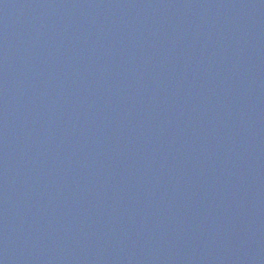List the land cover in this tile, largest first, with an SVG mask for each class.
<instances>
[{
    "label": "water",
    "instance_id": "95a60500",
    "mask_svg": "<svg viewBox=\"0 0 264 264\" xmlns=\"http://www.w3.org/2000/svg\"><path fill=\"white\" fill-rule=\"evenodd\" d=\"M0 264H264V0H0Z\"/></svg>",
    "mask_w": 264,
    "mask_h": 264
}]
</instances>
